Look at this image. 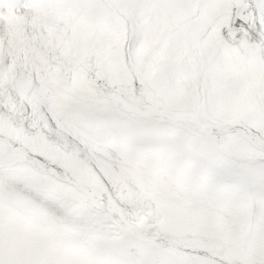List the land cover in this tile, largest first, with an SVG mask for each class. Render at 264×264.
<instances>
[{
  "label": "snow or ice",
  "instance_id": "obj_1",
  "mask_svg": "<svg viewBox=\"0 0 264 264\" xmlns=\"http://www.w3.org/2000/svg\"><path fill=\"white\" fill-rule=\"evenodd\" d=\"M0 264H264V0H0Z\"/></svg>",
  "mask_w": 264,
  "mask_h": 264
}]
</instances>
